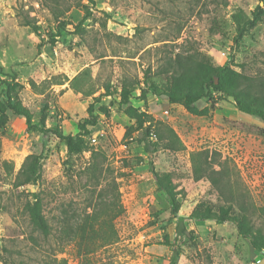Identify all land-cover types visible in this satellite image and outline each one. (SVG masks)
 <instances>
[{"label": "rangeland", "instance_id": "rangeland-1", "mask_svg": "<svg viewBox=\"0 0 264 264\" xmlns=\"http://www.w3.org/2000/svg\"><path fill=\"white\" fill-rule=\"evenodd\" d=\"M257 5L264 8L260 0H59L53 11L44 0H0V66L5 78L16 75L32 124L75 134L91 104L98 114L86 148L72 153L7 107L0 131V264H264L233 224L190 217L201 203L232 206L264 235V137L226 120L263 129L264 121L216 91L196 102L209 110L200 116L152 88L178 75L193 86L200 64H228L250 79L254 95L264 94V15L249 21ZM52 36V45L39 47ZM124 90L151 120L149 134L123 112ZM0 99L7 104L2 80ZM32 153L42 158V177L20 185ZM209 166L225 169L226 197L206 177ZM153 169L168 175L181 203L188 232L178 243L177 218ZM36 195L48 235L25 211Z\"/></svg>", "mask_w": 264, "mask_h": 264}, {"label": "trees", "instance_id": "trees-1", "mask_svg": "<svg viewBox=\"0 0 264 264\" xmlns=\"http://www.w3.org/2000/svg\"><path fill=\"white\" fill-rule=\"evenodd\" d=\"M44 1L53 11L55 9L54 5L59 3V0ZM260 1L264 2V0ZM91 2L95 3L96 0H91ZM82 8L86 11L87 16L88 13H90L89 6L83 4ZM263 15L264 8L257 5L252 11V18L249 20L250 23H255L260 20ZM26 25H29L35 32L39 31V26L30 21H27ZM246 25L247 24L244 23L239 26L238 37H241L245 33ZM54 39V36H52L48 42L42 40L39 47H43L44 44L52 45ZM5 76L7 77V74L4 73L3 67L0 66V80L5 84V96L7 99V104L3 103L0 99V131L5 124L6 109L9 107L15 114L23 116L26 119L29 128L39 131L42 134H55L65 142L69 152L79 153L86 148V137L90 135L91 128L98 123V114L95 112L93 104H91L88 109V116L79 121L78 131L75 134L64 133L62 127L59 125L54 128L39 127L32 124L33 114L23 105L18 97L21 85L16 80V75L13 74L8 76L10 78H5ZM186 78L188 77L185 75H178L174 77L170 85L154 84L152 88L157 93L165 96L169 101L179 103L190 113L200 116L207 115L209 110L208 108L199 109L196 102L200 99L211 98L213 92L216 91L219 92L220 97H232L236 108L241 113L258 116L264 121V94H260L259 97L254 95L251 90L252 83L250 82V79L243 73L234 70L230 65L212 66L200 64L196 68V75L194 78L196 88H194V84L193 86H189L187 82H184L183 79ZM146 93L147 91L144 90L143 97L146 96ZM130 97L131 91L124 90L120 102L121 107L123 105L125 106L122 108L123 112L130 118L136 119L140 124L146 125L145 132L149 134L153 125L152 122H150L151 120H149V118H144V114L138 112V110L130 103ZM226 122L228 125L236 129L264 137V129L259 126L232 119H227ZM41 160V156L35 153L27 156L18 176L20 185L36 182L41 179ZM207 171H209V173L206 177L209 179L213 187L218 189L222 196L226 197L229 179L226 173L224 174L225 169L221 168L220 170H215L213 167L209 166ZM152 172L155 175L159 188L167 197L173 215L177 218L174 243H178L183 236L186 235L188 230L185 218L179 214L181 203L177 197V192L166 180V176H168L167 174L162 175L154 169ZM25 211L29 215L32 225L44 235H48L50 232V225L43 212L41 198L36 195L34 201H28L25 204ZM190 217L197 220H214L219 223L229 222L233 224L238 232L243 237L247 238L258 252L264 255V235L256 234L252 218H250L245 212L238 215L233 212L232 206H219L215 209L213 206L209 205V203L205 205L201 203L193 210ZM165 241L170 247L172 246L168 235L165 236Z\"/></svg>", "mask_w": 264, "mask_h": 264}, {"label": "built area", "instance_id": "built-area-1", "mask_svg": "<svg viewBox=\"0 0 264 264\" xmlns=\"http://www.w3.org/2000/svg\"><path fill=\"white\" fill-rule=\"evenodd\" d=\"M95 140V139H94Z\"/></svg>", "mask_w": 264, "mask_h": 264}]
</instances>
